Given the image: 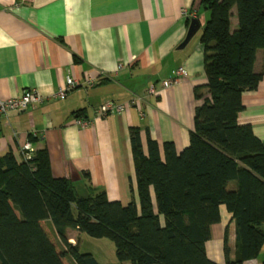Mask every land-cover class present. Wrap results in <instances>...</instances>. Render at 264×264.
Here are the masks:
<instances>
[{
    "label": "crops",
    "instance_id": "obj_1",
    "mask_svg": "<svg viewBox=\"0 0 264 264\" xmlns=\"http://www.w3.org/2000/svg\"><path fill=\"white\" fill-rule=\"evenodd\" d=\"M208 13L200 0H0V99L27 88L45 97L26 111L0 116V154L11 151L20 160L26 142L33 151L46 148L52 175L70 179L80 194L90 186L123 205L131 199L138 203L130 129H139L145 154L148 136L161 154L165 142L177 152L188 146L202 102L194 90L207 95L199 40ZM192 18L199 20V30L179 49ZM236 21L234 16L233 27ZM179 66L187 76L161 88ZM254 71L262 77L254 90L242 93L237 122L264 143V50L256 52ZM67 76L78 85L65 99H54ZM88 78L95 80L93 86L86 85ZM151 84L155 95L147 94ZM133 97L140 98L136 105L120 113L96 111L107 101ZM219 214L206 255L217 264H236L234 219L224 205ZM260 227L264 230V222ZM66 232L69 240H80L76 230ZM240 264H264V244L256 257Z\"/></svg>",
    "mask_w": 264,
    "mask_h": 264
},
{
    "label": "trees",
    "instance_id": "obj_2",
    "mask_svg": "<svg viewBox=\"0 0 264 264\" xmlns=\"http://www.w3.org/2000/svg\"><path fill=\"white\" fill-rule=\"evenodd\" d=\"M200 5L209 12L199 40L207 95L194 90L202 102L188 146L177 152L165 142L161 154L148 136L145 154L139 129L132 127L138 203L126 205L90 186L80 194L70 179L54 177L46 148L29 160H17L11 151L0 154V264H99L79 251L78 239L69 241L67 229L111 239L121 262L217 264L207 257L205 243L220 220V205L235 222L234 263L258 255L264 244V143L250 126L238 124L237 115L242 93L262 77L254 63L257 50H264V0Z\"/></svg>",
    "mask_w": 264,
    "mask_h": 264
},
{
    "label": "built area",
    "instance_id": "obj_3",
    "mask_svg": "<svg viewBox=\"0 0 264 264\" xmlns=\"http://www.w3.org/2000/svg\"><path fill=\"white\" fill-rule=\"evenodd\" d=\"M121 68V65L119 66ZM187 76V72L184 67L179 66L174 71V75L171 78L165 79L160 82L161 88H167L176 84L180 79ZM87 86H93L95 80L88 78L86 81ZM78 85L77 81L67 76L65 78L64 84L53 94V98L57 100H63L66 98L67 94L72 91ZM157 92V87L155 84H151L147 89L148 95H155ZM45 97L40 94L36 89L27 88L23 90L19 95L10 97L7 99H0V116L6 117L10 112H23L31 107L41 104L44 101ZM139 97H133L127 100L124 103H118L113 100L107 101L99 106L96 111L100 112L102 115H107L109 113H120L127 106L133 107L136 105V101L139 100ZM144 114L140 112V117H143ZM79 123L86 124L84 121L78 120ZM21 159L29 160L33 156V149L29 142H26L21 147Z\"/></svg>",
    "mask_w": 264,
    "mask_h": 264
},
{
    "label": "rangeland",
    "instance_id": "obj_4",
    "mask_svg": "<svg viewBox=\"0 0 264 264\" xmlns=\"http://www.w3.org/2000/svg\"><path fill=\"white\" fill-rule=\"evenodd\" d=\"M76 240L69 241L75 243ZM78 248L81 253H91L99 264H130L117 259L114 242L109 238H93L82 233Z\"/></svg>",
    "mask_w": 264,
    "mask_h": 264
},
{
    "label": "water",
    "instance_id": "obj_5",
    "mask_svg": "<svg viewBox=\"0 0 264 264\" xmlns=\"http://www.w3.org/2000/svg\"><path fill=\"white\" fill-rule=\"evenodd\" d=\"M200 24L199 20L197 18H192L187 30V33L185 35L184 40L180 43L178 46L179 49L186 46V44L191 40V38L196 34V32L199 30Z\"/></svg>",
    "mask_w": 264,
    "mask_h": 264
}]
</instances>
